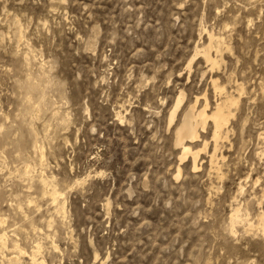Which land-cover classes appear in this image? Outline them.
Instances as JSON below:
<instances>
[{"label":"rangeland","instance_id":"obj_1","mask_svg":"<svg viewBox=\"0 0 264 264\" xmlns=\"http://www.w3.org/2000/svg\"><path fill=\"white\" fill-rule=\"evenodd\" d=\"M263 211L264 0H0V264H264Z\"/></svg>","mask_w":264,"mask_h":264},{"label":"bare ground","instance_id":"obj_2","mask_svg":"<svg viewBox=\"0 0 264 264\" xmlns=\"http://www.w3.org/2000/svg\"><path fill=\"white\" fill-rule=\"evenodd\" d=\"M209 49H210L209 46L204 47V48H202L200 53L202 54V56L205 58L206 61H210L212 66H215V65H217V62L215 60H211ZM213 84L215 87H217L215 82H213ZM197 100L198 99L195 98L193 104L188 106V108L184 112V116L181 114V116H182L181 120L182 121L180 120L181 123L180 124L178 123V125L175 128V145H177L180 148V152H181L180 153V160L184 159L187 155L190 156L191 160H192L193 170H195L197 168V158L199 156V150L195 151L189 144L191 142H193L194 140L199 138V134H198L197 129L200 128L203 130L208 121H210V123L212 124V139L214 142V152L210 155V157H209L210 161L209 162L211 165H213L214 160L216 158L215 150L217 148L218 142L220 141V139H222L223 135L228 134L227 125L229 123L230 117H232V114L230 112V106H234L236 103V100L233 97L225 96V97L217 100V102L214 104V107L212 109L208 108L209 105H208L206 100H204L203 106L200 109H197L196 108ZM181 101H182L181 97H179L176 100L173 111L171 112L170 117H169L170 122L175 117L176 111L179 108ZM185 141H188L189 143L188 142L186 143ZM205 147H206V143L203 142L202 149H204ZM177 172H178L177 173V175H178L179 174L178 169H177ZM44 182H43V184H45ZM56 194L57 193L55 190L52 191L51 196H52L53 201H55V195ZM62 213H63V210H62ZM238 213H240V212L237 208V209H233L232 213L230 214L229 222H230V225L232 228L235 224L240 222ZM260 221H261V223H264V211L260 215ZM0 244H2V243H0ZM33 255L34 254H32L31 261L34 264H45L43 261H41V262L36 261V259H34L35 255H34V257H33Z\"/></svg>","mask_w":264,"mask_h":264}]
</instances>
